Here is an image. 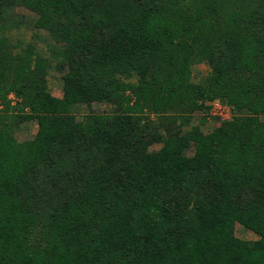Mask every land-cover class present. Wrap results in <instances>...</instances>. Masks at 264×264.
<instances>
[{
    "label": "trees",
    "instance_id": "obj_1",
    "mask_svg": "<svg viewBox=\"0 0 264 264\" xmlns=\"http://www.w3.org/2000/svg\"><path fill=\"white\" fill-rule=\"evenodd\" d=\"M15 7L55 42L62 98L40 57L5 62L37 131L0 116V264H264V0H0V20ZM213 98L242 116L181 135L173 110ZM92 103L111 111L77 121Z\"/></svg>",
    "mask_w": 264,
    "mask_h": 264
},
{
    "label": "rangeland",
    "instance_id": "obj_2",
    "mask_svg": "<svg viewBox=\"0 0 264 264\" xmlns=\"http://www.w3.org/2000/svg\"><path fill=\"white\" fill-rule=\"evenodd\" d=\"M36 16L29 10L22 7L10 8L5 11L4 17L0 20V71L5 73L0 76V116H3L4 124H9L12 131V140L15 143H23L31 140L36 131L37 125L32 120L24 121L16 119L20 113L21 99L10 89V85L14 79L15 71L4 68L5 62H12L19 57H25V54L31 52L29 59V67L33 69L35 66V58L40 57L47 63L45 70V84L48 92L55 98H62V81L61 72L57 68L59 60L50 54V48L56 47V44L49 35L35 26ZM37 56V57H36ZM210 68L205 63H194L189 68V79L193 85H201L208 78ZM9 87V88H8ZM3 89L7 90L3 92ZM198 100L199 109L189 113H183V109L173 110V114L177 117L175 121L179 126L181 117H186L187 124L180 129L181 135H186L192 129H198L200 133L208 135L214 129L218 128L223 122H229L235 117H241L237 111L230 106L227 101L220 98L208 99L202 102ZM169 110L172 108L169 107ZM167 110V111H169ZM111 111L109 105L103 103H92L90 106L81 105L71 109V113L76 117L77 121H83L90 114H106ZM169 112V114H172ZM147 113L145 112V115ZM253 116L252 114H250ZM7 119L5 120V118ZM154 120V114H149ZM255 116V115H254ZM181 119V120H180ZM260 122H264V114L257 116ZM160 144L154 145L152 150H159ZM195 146L191 145L186 152L188 156L194 154ZM236 237L243 240H256L257 237L244 230L241 226H235Z\"/></svg>",
    "mask_w": 264,
    "mask_h": 264
}]
</instances>
